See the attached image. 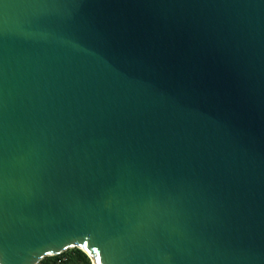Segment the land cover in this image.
Masks as SVG:
<instances>
[{
  "label": "water",
  "instance_id": "water-1",
  "mask_svg": "<svg viewBox=\"0 0 264 264\" xmlns=\"http://www.w3.org/2000/svg\"><path fill=\"white\" fill-rule=\"evenodd\" d=\"M264 264V0H0V264Z\"/></svg>",
  "mask_w": 264,
  "mask_h": 264
},
{
  "label": "trees",
  "instance_id": "trees-1",
  "mask_svg": "<svg viewBox=\"0 0 264 264\" xmlns=\"http://www.w3.org/2000/svg\"><path fill=\"white\" fill-rule=\"evenodd\" d=\"M39 264H92L89 257L78 248H71L56 256H49Z\"/></svg>",
  "mask_w": 264,
  "mask_h": 264
}]
</instances>
